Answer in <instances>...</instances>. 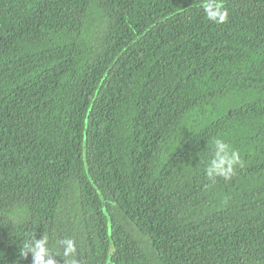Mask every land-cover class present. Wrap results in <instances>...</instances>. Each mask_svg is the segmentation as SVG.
Masks as SVG:
<instances>
[{"label": "trees", "instance_id": "1", "mask_svg": "<svg viewBox=\"0 0 264 264\" xmlns=\"http://www.w3.org/2000/svg\"><path fill=\"white\" fill-rule=\"evenodd\" d=\"M43 237L56 264H264V0H0V264Z\"/></svg>", "mask_w": 264, "mask_h": 264}, {"label": "clouds", "instance_id": "2", "mask_svg": "<svg viewBox=\"0 0 264 264\" xmlns=\"http://www.w3.org/2000/svg\"><path fill=\"white\" fill-rule=\"evenodd\" d=\"M213 8L215 10H212ZM207 14L210 19L217 23H223L228 16L227 11H222L218 4L209 6ZM211 147L214 149V153L205 163V175L213 182H215L217 177L223 178L226 181L230 180L235 174L237 167L242 166L243 163L238 150L234 149L232 145L225 142L222 138H214L211 141ZM47 242V237L34 239L25 244L21 255L27 257L31 253L33 264H56L55 259L50 255ZM62 243L65 246V255H69L75 251L72 239H65Z\"/></svg>", "mask_w": 264, "mask_h": 264}, {"label": "water", "instance_id": "3", "mask_svg": "<svg viewBox=\"0 0 264 264\" xmlns=\"http://www.w3.org/2000/svg\"><path fill=\"white\" fill-rule=\"evenodd\" d=\"M113 252H114V242L111 239V244H110V247H109V257H108L109 259H108L106 264H109V261L112 258Z\"/></svg>", "mask_w": 264, "mask_h": 264}]
</instances>
